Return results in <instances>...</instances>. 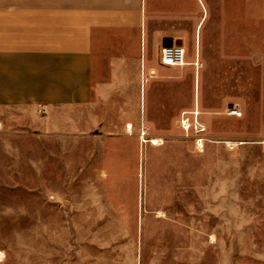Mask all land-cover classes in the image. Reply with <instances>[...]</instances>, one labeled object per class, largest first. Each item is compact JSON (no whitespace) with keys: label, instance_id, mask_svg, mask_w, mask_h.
<instances>
[{"label":"rangeland","instance_id":"1","mask_svg":"<svg viewBox=\"0 0 264 264\" xmlns=\"http://www.w3.org/2000/svg\"><path fill=\"white\" fill-rule=\"evenodd\" d=\"M213 3L201 91L179 95L175 126L155 128L150 140L134 130L124 141L122 127L52 137L50 190L25 188L23 175L0 191L22 205L0 214L51 202L46 222L0 221V244L19 264L33 249L35 264H264V0H226L225 31ZM193 100L207 132L187 110ZM90 198L112 214L75 222L76 202Z\"/></svg>","mask_w":264,"mask_h":264},{"label":"crops","instance_id":"2","mask_svg":"<svg viewBox=\"0 0 264 264\" xmlns=\"http://www.w3.org/2000/svg\"><path fill=\"white\" fill-rule=\"evenodd\" d=\"M213 1L0 0V191L18 188L23 175L31 177L25 188L50 190L52 137L122 127L125 141L128 125L145 138L175 126L179 95L201 91ZM225 2L219 0L220 31L227 28ZM171 45L185 49V66L163 64L161 52ZM199 109L193 100L187 110L207 132L210 120ZM18 206L0 200L2 208ZM12 213L2 211L0 221L46 222L51 202L32 200L25 215ZM73 213L75 222H101L112 211L90 198ZM0 252V264H19L2 244ZM27 264H35L34 249Z\"/></svg>","mask_w":264,"mask_h":264},{"label":"built area","instance_id":"3","mask_svg":"<svg viewBox=\"0 0 264 264\" xmlns=\"http://www.w3.org/2000/svg\"><path fill=\"white\" fill-rule=\"evenodd\" d=\"M162 62L163 64L169 66H176V67L185 66L187 64L185 49L179 45H171L164 47L162 50ZM229 115L240 117L241 113L237 109H233L230 110ZM182 123L186 124L185 121H183ZM204 130L205 129H203L202 131Z\"/></svg>","mask_w":264,"mask_h":264},{"label":"bare ground","instance_id":"4","mask_svg":"<svg viewBox=\"0 0 264 264\" xmlns=\"http://www.w3.org/2000/svg\"><path fill=\"white\" fill-rule=\"evenodd\" d=\"M198 65H199V64H198ZM196 115H197V114H196ZM127 130L129 131V133H131V132H132V126H131V125H128V126H127ZM153 144H154V145H157L158 142H157L156 140H154ZM201 147H203V145H201ZM0 256H4V254H3L2 252H0Z\"/></svg>","mask_w":264,"mask_h":264}]
</instances>
